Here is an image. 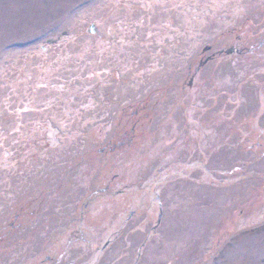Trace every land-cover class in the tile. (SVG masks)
<instances>
[{"label": "rangeland", "instance_id": "rangeland-1", "mask_svg": "<svg viewBox=\"0 0 264 264\" xmlns=\"http://www.w3.org/2000/svg\"><path fill=\"white\" fill-rule=\"evenodd\" d=\"M0 264H264V0H0Z\"/></svg>", "mask_w": 264, "mask_h": 264}]
</instances>
